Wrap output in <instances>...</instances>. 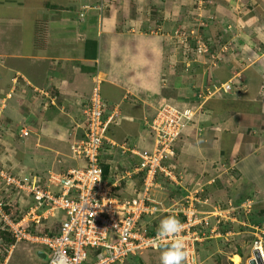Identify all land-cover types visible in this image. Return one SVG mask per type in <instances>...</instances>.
I'll return each mask as SVG.
<instances>
[{
    "label": "crops",
    "instance_id": "crops-1",
    "mask_svg": "<svg viewBox=\"0 0 264 264\" xmlns=\"http://www.w3.org/2000/svg\"><path fill=\"white\" fill-rule=\"evenodd\" d=\"M64 2L44 6L49 12L37 9L27 37L31 43L29 53L23 52L22 24L14 17L0 16V167L29 175L32 171L34 178L44 179L53 172L48 169H55L56 160L68 167L77 164L69 155L68 136H82L83 108L96 80L104 105L106 136L116 143L129 139L147 151L152 146L147 125L161 103L190 108L200 86L235 82L239 74L243 78L242 92L214 96L204 102L202 114L195 116L181 137L185 142L176 166L184 168L181 171L186 183L212 185L207 188V197L213 203L222 204L224 194L236 203L243 196L252 202L249 216L256 212L255 206L264 209V98L259 96L264 82L260 55L264 51L256 49L253 39L249 42V32L243 30L244 37L234 45L236 53L229 51V56L215 67L199 59L185 68L168 53L175 50L174 41L164 34L169 8L158 6V0ZM225 2L231 4L229 0ZM3 4L8 6L5 0L0 1V7ZM221 9H225L221 4L214 7L215 12ZM255 10L264 14V5L259 4ZM225 12L227 20H232L234 14ZM162 13L165 16H160ZM242 21L247 23L244 18ZM220 22L216 30L222 32L219 38L225 39L226 22ZM209 38L213 45L215 36ZM187 45L179 47L187 52ZM35 89L43 94H36ZM48 102L51 105L46 107ZM55 109L59 113L52 117L50 112ZM23 129L27 131L25 136L20 133ZM186 145L199 152L194 159L201 161L195 162V167L190 168L192 160H186ZM60 152L64 154L58 157ZM219 159L225 166L222 176L231 182L224 190L215 181L220 176L213 170L219 166ZM27 160L35 171L24 169L22 164ZM162 195L156 194L159 198ZM260 251L264 264V251Z\"/></svg>",
    "mask_w": 264,
    "mask_h": 264
},
{
    "label": "built area",
    "instance_id": "built-area-1",
    "mask_svg": "<svg viewBox=\"0 0 264 264\" xmlns=\"http://www.w3.org/2000/svg\"><path fill=\"white\" fill-rule=\"evenodd\" d=\"M192 32L194 37L183 34L177 40L174 35L172 40L187 42L186 38H189L194 43L192 51L198 55L195 58L202 59L207 55L213 59L212 53L215 55L217 50H211L210 41L202 40V32ZM260 59L264 61V55ZM187 62H184L185 68ZM211 64L216 66L214 62ZM234 85L231 81L219 84L208 82L197 93V98L202 103L214 96L233 93L239 88ZM261 87L264 92V82ZM103 108L96 80L83 108L82 136L70 144L71 157L77 161L75 168L60 174L49 172L42 179L25 174L16 177L11 169L0 167V229L13 238L7 253L15 243L25 240L44 248L41 251L45 258H41V264H121L143 251H155L170 242L171 238L160 241L161 247H157L155 229L158 224L154 226L150 221L163 211L164 215L175 216L183 225L180 235L189 253L186 264H195L194 242L198 224L203 222L205 227H209V220L213 218V226L219 224L218 231L210 226V232L216 237L226 233L221 232L219 227L223 222L233 223L237 217L235 211L239 208H243L247 218L252 207L250 199L230 212L227 210L230 203L225 207L220 202L214 203L209 211L202 210V204L203 207L208 204V197L201 200L202 184L186 183L182 171L172 163L173 141L193 123L196 115H200L201 106L180 108L161 103L147 126L152 134V146L147 151L140 150L129 139L121 143L109 139L105 134ZM20 133L25 136L27 131L23 129ZM104 143L119 148L130 158L137 157V160L130 161L127 166L109 165L106 176L100 165ZM163 182L171 186L172 191L177 189L182 194L166 195L171 202L166 207H163V198L156 196V190L164 188ZM6 187L30 196L33 202H26V207L20 206L17 211H11L10 208L14 210V194L10 202H5L3 190ZM223 211L230 218L223 216ZM147 218L150 220L147 221ZM43 220L55 221L53 227L45 229L41 223ZM258 245L263 251L260 237L253 242L252 250ZM5 261L0 264H6Z\"/></svg>",
    "mask_w": 264,
    "mask_h": 264
},
{
    "label": "rangeland",
    "instance_id": "rangeland-1",
    "mask_svg": "<svg viewBox=\"0 0 264 264\" xmlns=\"http://www.w3.org/2000/svg\"><path fill=\"white\" fill-rule=\"evenodd\" d=\"M0 1H4V0H0ZM66 1V0H65ZM227 0H158V6H165V8H169V10H167L166 13L169 14V18H167L168 20H166L167 23H165V29L167 30V32H164V34H168V38L172 40L173 36L175 35L177 37H181L180 35H191L193 32L192 31H200L202 32L201 38L202 40H204L205 42H207L210 38L209 37H214V43L211 47V50L216 51L215 55L212 56L214 57L212 58H208L207 55L204 57L202 56V59H204L205 61H209L210 66L213 67L214 64H211L212 62H214L215 64H220V62H223L225 60V58H227V56H229V51L234 50L235 51V44H239V40L240 37L244 35V33L249 32L250 35V40L249 42L252 41L255 42L256 45V49L258 48L259 52L264 51V44L262 42L263 36H264V14L262 12H256L255 7L257 8V6L260 5H264V0H229L231 4L225 2ZM5 3L8 5L7 7L5 6V4L1 5L2 7H0V16L2 18H6V17H14V21L18 22L20 24H22L19 28H21L22 33H24L25 39H24V51L26 53L31 52V43L30 40H27V37L31 35L30 30L33 29V20L34 17H37V9L40 8L41 10L44 9V11L49 12V8L46 9L47 5L50 4H62L65 3L64 0H5ZM217 4H221L222 7H224L225 9H221L222 12L214 11V7ZM133 8V5L131 6ZM58 10V9H56ZM225 10H229L231 11V13L234 14L233 19L230 20L226 18V12ZM62 11H64L62 9ZM42 12V11H41ZM51 13L53 14V12L51 11ZM63 13V12H62ZM62 13H57L62 14ZM165 14V13H164ZM163 13L160 16H165ZM50 16V15H49ZM35 17V18H36ZM235 18V19H234ZM241 18L246 19V24L244 23V21L241 22ZM220 19V20H219ZM225 21L226 25V29L223 30L225 35L227 36V38H219L220 35L222 34V32L220 33V31L216 30V27L219 28L217 25L220 26L219 23L222 24V22L220 21ZM230 20V21H229ZM23 26V27H22ZM221 27V26H220ZM222 29V28H221ZM239 30V32H238ZM244 30V33H243ZM218 33H217V32ZM238 32V33H237ZM163 33V32H161ZM243 33V34H242ZM218 35V36H217ZM192 36V35H191ZM194 37V36H192ZM244 37V36H243ZM194 40H196L195 38H193ZM187 42H184V40H180V42H174L173 44V48H175L174 51H168L169 54H171V57H176L174 60H176L178 62V60H180L183 64L185 61H189L187 62L186 67L188 68L189 66H191L192 64L195 63L194 60H199V58H195V56L197 55V53L193 52V40H189V38H186ZM244 43L247 41V38L243 39ZM213 42V41H212ZM188 44L186 46V50L187 52H185L184 50H182L181 48H183V44ZM242 43V42H240ZM252 43V42H251ZM179 44L181 46V48L179 47ZM210 43H208L207 45H209ZM172 46V45H171ZM224 46V47H223ZM28 47V48H26ZM170 47V46H169ZM171 48V47H170ZM180 50V52H179ZM184 51V53L182 52ZM182 52V53H181ZM258 52V53H259ZM173 53L175 55H173ZM231 53V52H230ZM236 53V51H235ZM242 53V52H241ZM182 54H184V57L182 56ZM234 54V53H233ZM179 55L181 56V59H179ZM264 55V52L260 55L261 56ZM198 56V55H197ZM192 57V60H191ZM178 58V59H177ZM251 61H253V58L251 56ZM192 62V63H191ZM171 63H173L171 61ZM250 66H252V62L248 63ZM185 67V65H184ZM238 77V78H237ZM237 80H235V82L233 80H229L233 83H235V85L237 84L239 86L238 91L236 93H240L243 91V85L241 84L242 79L241 76L238 74L237 76ZM228 82V81H227ZM224 83V82H223ZM263 83H261L260 85H262ZM234 85V86H235ZM187 88L191 89V85L186 83ZM199 86V85H198ZM197 86V87H198ZM204 86H200L198 91L196 92L195 96H194V106H190V108L192 107H197V106H201L202 108L199 110L200 115L202 114L201 110L204 109V102H200L197 98L198 96V92L203 90ZM262 87H259V96L264 98V92L262 91V89H260ZM36 94H43L40 93V90L35 89L34 91ZM190 92V90H189ZM188 92V93H189ZM232 93V92H231ZM234 93V92H233ZM49 97L51 96L50 94H48ZM45 96V94H44ZM46 107L50 106V102L45 103ZM175 107H178L177 105H173ZM45 107V108H46ZM47 109V108H46ZM42 110H45L42 108ZM41 110V111H42ZM51 112H55V113H51ZM50 112V115L52 117H55L57 113H59L56 109ZM2 115V112H1ZM2 116H0L1 118ZM52 120L54 121V119L52 118ZM1 122H2V118H1ZM148 126V125H147ZM190 126L186 127L173 141L172 144V148L174 150V160H172V163H177L178 164V159L180 158V153L182 154L183 151L181 150V145L185 142L182 141V136L184 137L187 133V129ZM107 132V131H106ZM105 132V134H106ZM148 132V137L150 139V142L152 140V134ZM78 137V136H77ZM187 137V136H186ZM68 138H70V143H69V151H70V144L71 142L74 140L73 137L68 136ZM73 138V139H72ZM122 138V137H121ZM77 139V138H75ZM123 139V138H122ZM124 140V139H123ZM188 141V140H187ZM68 145V144H67ZM186 151L188 152V156L186 158V160H192V162L189 163V167L191 168L192 165L195 167L196 163L195 162H200L201 160H195L194 156L197 155V153L199 154L198 150L192 148V147H187V145L185 146ZM15 150V149H14ZM181 150V151H180ZM179 151V153H178ZM64 154L63 152H60L58 154L59 155ZM71 154V152L69 153V155ZM187 154V153H186ZM31 156V155H30ZM29 156V157H30ZM35 156V154H34ZM71 157V156H70ZM18 157H16L15 160H17ZM31 158L33 159V156H31ZM57 158V156L55 157V159ZM31 159V160H32ZM137 160V157H129V155H127V153H122L121 150L119 148H115V147H110L108 146V144L104 143L102 145V150H101V154H100V165L102 166L103 170L108 171L109 169V165L115 164V165H124L127 166L129 164V162H134ZM220 160V159H219ZM218 160V161H219ZM27 162L26 164L23 163L22 165H24V169L26 171L33 169V163H30V161H25ZM33 162L35 163V160H33ZM56 167L48 169V170H52V173H62L65 172L66 170H68L69 168H75L77 166V164H75L73 167H68L67 163H59L58 160L53 162ZM219 166H216L215 169H213L215 172V175H219L220 178L215 179V181L219 182V188L222 190L226 189L227 187L230 186V180L229 178L222 176L223 175V170L225 168V166H223V159H221L219 161ZM114 165V166H115ZM26 166V167H25ZM183 167V166H181ZM23 168V167H22ZM189 168V169H190ZM184 168H181V170H183ZM33 171H35L33 169ZM195 170L193 169V172ZM35 173V172H34ZM217 173V174H216ZM221 173V174H220ZM21 174H25L29 176V173H20V172H14V175L20 176ZM32 171H30V177L32 176ZM37 176V172L35 173ZM196 174V173H195ZM213 174V173H212ZM201 174H198L197 176L200 177L198 178V181L202 180V176H199ZM106 176H107V172H106ZM136 177V176H135ZM193 179V178H192ZM196 179V178H195ZM134 183H136V181H134ZM164 188L160 189V190H156L157 193L159 194H163L161 201H163V207L169 206L170 199H168L166 197V195H171L174 196L177 194V196H179L178 190L176 189V191H172L173 188L169 185H166V182H163ZM123 186V185H122ZM212 187V185L207 184L205 186H203L202 184V201L205 200V198L207 197L208 193H209V189L207 190V188ZM167 188H169L170 190H167ZM178 188V187H177ZM13 194H14V210L13 208H10L11 211H17L18 208L21 207H26V201H28L29 203H32V198L26 194H21L19 193V191H15L9 187L4 188V195H3V200L5 202H10L13 198ZM180 195H182L180 193ZM240 201H238V203L233 201V197H226L225 198V194L223 196V198H221L222 205H224L225 207L228 206V203H230L229 208H227V210L230 212L232 211L231 209H235V206L239 205H245V201L246 198H244L243 196L240 197ZM237 199V198H236ZM220 200V201H221ZM178 201L180 202V197L178 198ZM177 201V202H178ZM176 203V201H174ZM207 205H205L203 207L202 204V210H206L209 211L212 209L213 207V202H211V200H207ZM256 212L252 211L253 214H251V216H247L248 218V222H247V218L246 215L244 216V211L243 208H239L237 211H235L237 217L235 216V221L233 223H222V227H219V230H221V232L225 233L222 236H216L214 235L213 232H210V226L215 225V220L213 218H211V220H209V227H205L203 222L202 224H198V231L196 232L195 235V242H194V248H195V260L196 263L195 264H248L249 258H251V249L253 247V242L255 241V239L257 237H260L262 240V247H263V251H264V225H263V221H264V209L261 208V206H255ZM9 210V211H10ZM255 210V209H254ZM167 213V212H166ZM223 213H225V211H223ZM170 216L169 214H165L164 212H159L158 213V217H156L153 220L150 219H146L147 221L150 220L154 226H159L160 221L165 218ZM223 216L230 218L229 214H224ZM243 221V222H242ZM55 222V221H54ZM51 223L50 220H43L41 223L43 224V227L45 229L47 228H52L53 227V223ZM237 222H241L237 223ZM218 225L213 226L212 228H216V230L218 231ZM237 225V226H236ZM236 227H239L238 229ZM32 229V228H31ZM239 230V231H238ZM237 231V232H236ZM7 233V232H6ZM9 234V233H8ZM210 236V237H209ZM9 238L11 239V243H13V238H11L10 234H9ZM2 240V238H0V241ZM6 247H4L2 245V243L0 242V263H4V260H6V264H41V261L38 260V256L36 255V251L37 249H44L43 247H41L40 245H34V244H30L29 242H26L25 240H21L18 243L14 244V247L10 250L9 253H7L6 249H4ZM162 248L157 249L155 251L152 250H146L143 251L141 254H138L137 256L131 258L129 261L126 260L125 262L121 263V264H160V251ZM264 254V253H263ZM233 256H237L239 258V261L237 263H235L233 261ZM264 261V260H263ZM116 264H120V263H116Z\"/></svg>",
    "mask_w": 264,
    "mask_h": 264
},
{
    "label": "clouds",
    "instance_id": "clouds-1",
    "mask_svg": "<svg viewBox=\"0 0 264 264\" xmlns=\"http://www.w3.org/2000/svg\"><path fill=\"white\" fill-rule=\"evenodd\" d=\"M26 202L29 203L28 201ZM182 228L183 225L175 216H168L160 221L155 241L157 247H161L160 241H166L171 238L170 242L165 244L160 251V264H186L189 253L186 250L184 238L180 235ZM252 252L251 249V255Z\"/></svg>",
    "mask_w": 264,
    "mask_h": 264
},
{
    "label": "bare ground",
    "instance_id": "bare-ground-1",
    "mask_svg": "<svg viewBox=\"0 0 264 264\" xmlns=\"http://www.w3.org/2000/svg\"><path fill=\"white\" fill-rule=\"evenodd\" d=\"M252 255L250 260L248 261V264H263L262 262V254L259 250V247L252 250ZM233 261L237 263L239 261V258L237 256H233Z\"/></svg>",
    "mask_w": 264,
    "mask_h": 264
},
{
    "label": "trees",
    "instance_id": "trees-1",
    "mask_svg": "<svg viewBox=\"0 0 264 264\" xmlns=\"http://www.w3.org/2000/svg\"><path fill=\"white\" fill-rule=\"evenodd\" d=\"M104 172H105V174H106L107 171L104 170ZM156 228H157V227H156ZM155 231H157V229H155ZM153 232H154V231H153ZM0 238H2V241H1L2 245H3L4 247H6V248H4V249H7V247L10 246V245L12 244V243H11V239L9 238V234H8V232L6 233L5 230H4V231H0Z\"/></svg>",
    "mask_w": 264,
    "mask_h": 264
},
{
    "label": "water",
    "instance_id": "water-1",
    "mask_svg": "<svg viewBox=\"0 0 264 264\" xmlns=\"http://www.w3.org/2000/svg\"><path fill=\"white\" fill-rule=\"evenodd\" d=\"M36 255H37L38 257L42 258V259L45 258V254H44L42 251H40V250H37V251H36Z\"/></svg>",
    "mask_w": 264,
    "mask_h": 264
}]
</instances>
